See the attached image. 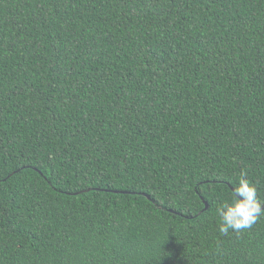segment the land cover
Segmentation results:
<instances>
[{
  "label": "trees",
  "instance_id": "trees-1",
  "mask_svg": "<svg viewBox=\"0 0 264 264\" xmlns=\"http://www.w3.org/2000/svg\"><path fill=\"white\" fill-rule=\"evenodd\" d=\"M242 173L264 0H0V264H264V217L218 230Z\"/></svg>",
  "mask_w": 264,
  "mask_h": 264
},
{
  "label": "clouds",
  "instance_id": "clouds-1",
  "mask_svg": "<svg viewBox=\"0 0 264 264\" xmlns=\"http://www.w3.org/2000/svg\"><path fill=\"white\" fill-rule=\"evenodd\" d=\"M231 203H223L217 209L218 230L227 235L229 231L241 233L255 225L264 217V202L258 195L257 186L241 174L233 189Z\"/></svg>",
  "mask_w": 264,
  "mask_h": 264
},
{
  "label": "water",
  "instance_id": "water-1",
  "mask_svg": "<svg viewBox=\"0 0 264 264\" xmlns=\"http://www.w3.org/2000/svg\"><path fill=\"white\" fill-rule=\"evenodd\" d=\"M207 208V205L205 206V209Z\"/></svg>",
  "mask_w": 264,
  "mask_h": 264
}]
</instances>
